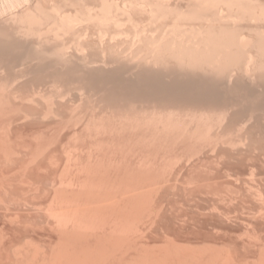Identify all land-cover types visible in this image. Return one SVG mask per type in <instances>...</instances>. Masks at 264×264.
<instances>
[{"label": "bare ground", "instance_id": "1", "mask_svg": "<svg viewBox=\"0 0 264 264\" xmlns=\"http://www.w3.org/2000/svg\"><path fill=\"white\" fill-rule=\"evenodd\" d=\"M0 264H264V0H0Z\"/></svg>", "mask_w": 264, "mask_h": 264}, {"label": "rangeland", "instance_id": "2", "mask_svg": "<svg viewBox=\"0 0 264 264\" xmlns=\"http://www.w3.org/2000/svg\"><path fill=\"white\" fill-rule=\"evenodd\" d=\"M83 103H85V102H82V104H83ZM91 103H93V102H89V103L87 102L86 104H88L87 106H89V104L91 105ZM94 103H95V102H94ZM102 103H103V105H104V102H102ZM102 103H101V104H102ZM132 103H133V104L135 103V105H139V104H141V102H131V104H132ZM138 103H139V104H138ZM86 104H85V106H86ZM82 106H83V105H82ZM85 106H83V107H85ZM71 141H72V140H71ZM71 141H68V142H67V140H66L65 142L68 143V144L65 145V142H64V144H63L64 147H67V145H68V147H69ZM73 142H74V141H73ZM71 143H72V142H71ZM69 148H70V147H69Z\"/></svg>", "mask_w": 264, "mask_h": 264}]
</instances>
